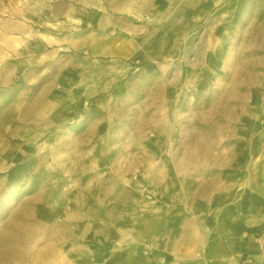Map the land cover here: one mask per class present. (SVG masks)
I'll list each match as a JSON object with an SVG mask.
<instances>
[{"label":"rangeland","instance_id":"374dc122","mask_svg":"<svg viewBox=\"0 0 264 264\" xmlns=\"http://www.w3.org/2000/svg\"><path fill=\"white\" fill-rule=\"evenodd\" d=\"M73 58L80 68L100 70L93 76L95 107L78 116L111 125L112 139L97 143L111 145L115 156L92 149L71 162L60 139H43L38 124L51 104L53 118L75 115L61 107ZM27 118L37 123L35 140H27ZM27 144L34 153L14 163ZM173 162L190 170L174 173ZM147 163L155 164L152 172L142 168ZM72 164L88 171H69ZM159 179L169 185V209L174 181L175 207L197 216L181 221L174 264H264V215L256 213L264 204L245 203L264 197V0H0L5 264H67L65 252L53 263L41 258L44 234L65 229L68 201L90 197V189L99 197L80 181L114 185L115 197H129V204L115 200L121 218L113 238L146 244L139 220L129 217L156 211ZM187 244L194 249L187 252Z\"/></svg>","mask_w":264,"mask_h":264},{"label":"crops","instance_id":"0c3cea01","mask_svg":"<svg viewBox=\"0 0 264 264\" xmlns=\"http://www.w3.org/2000/svg\"><path fill=\"white\" fill-rule=\"evenodd\" d=\"M80 64L81 63L78 59H71V67L67 72L68 82L65 83L67 87L64 89L62 86V91L67 93V99L65 103L61 104V107L62 109L70 108L71 110L74 108L75 115L66 116V114L70 113L65 111L64 116L63 112H60V117L53 118L51 117L53 112L52 108H57V105L51 104V109L49 110L50 116L45 118L44 122H39L41 124H38L39 127H42L44 133L43 139L47 143H50L55 139H60L63 144V149L65 150L64 152L70 158L71 162L72 157L89 155L92 153V149L95 155H106L108 157L115 156V153L111 152V145L107 146L106 144L101 145L97 143V141L103 139H112L111 136H109L111 125H104L99 119H89V117H85L84 115L78 116V111L83 107H95L94 101L91 100L95 91L93 76H96L97 79L100 76L99 69L80 68ZM101 72H103L104 75H107L104 70ZM164 83L165 82H162L160 86H165ZM80 90H82L84 94L78 96L79 94L77 92ZM44 108L48 109V105L45 104ZM32 119L27 118L26 122L28 128L26 133L28 137L27 140H35L37 138L35 135L37 123L32 121ZM125 130L132 131L131 125L125 127ZM165 131V129L161 130V136L156 139L159 141L158 143L160 147L164 146V141L167 139L165 135H163ZM16 135L17 134H14L13 136ZM7 137L11 138L10 136ZM39 138L41 139V137ZM136 146L137 144H132L131 148ZM34 151V144H27V151L21 152V154L17 153L15 156L18 157L14 160V163H17L18 160H21L25 155L34 153ZM126 153L131 152L127 151ZM109 163L112 162L109 160ZM144 165L145 166L142 167L144 170L152 172L155 164L147 163ZM25 166L28 168L30 165L29 163H26ZM75 166L76 164L68 165L67 169L69 171H88L86 167L81 168ZM138 170L141 171V167ZM161 170H165L164 167H162ZM170 170L174 173H178L180 170H190V167L185 168L178 162L177 164L173 162ZM81 182L83 185L85 183L92 185H88L86 188H96L99 197L95 195L94 190L90 189V197L84 198L83 195L81 196L82 199L76 197L72 201L67 202V204L69 203V209L62 212L64 214L62 220L65 221V229H60L59 231L49 230L44 234L45 244L41 255V258L44 261L49 260L50 263H53L57 259L55 253L58 252L66 253L65 259H67V264H133L134 262H139V264H165V262L166 264H174V262L179 261V255L176 252L179 251L177 250V242H179V236L181 233V221L184 219L189 220L192 217L195 219L197 216H193V214L191 215V210H187V206L182 210L183 213L180 212L179 207H175L179 206V200H177L176 203V199L179 198L180 193L175 191L176 189L174 188L176 187L174 186V181H172L171 186L172 196L170 201L172 202V206L170 209L169 204L166 203L168 201H165L164 199L165 189H167L169 185H165V181L159 179L156 181L155 185L157 188V197H159L157 198L156 211H149L141 213L140 215H134L135 212L130 214L129 220H139L141 236L147 241L146 244H143L140 247L134 246L132 243L118 245L115 243V238H113V223H115L116 219L121 218L118 217V214L114 210L115 204L117 203L115 200L117 198L120 200V203L129 204V197L128 200H125L126 197L121 199L120 195L115 197V193H113L112 190L114 189V185L107 187V190L105 185H103V182L101 183L100 181H95V185L94 181H80V183ZM177 184H180V182L178 181ZM181 186L182 185H180V187ZM158 193H160V195ZM112 194L113 197H115L114 200L111 199ZM194 194L195 192H193V196ZM190 195L192 196V193ZM100 196H104V198H100ZM254 198L253 201L245 198V203L257 205L264 204V201H260L264 200V197H258L256 195ZM167 199L169 198L167 197ZM112 203L114 206H111ZM256 211L254 210L257 214L264 215V207L259 208L256 206ZM18 214L19 212L17 211L13 216L16 217ZM51 214L52 215H50L49 218L54 219L56 210ZM186 215L188 218L185 217ZM2 219L3 213H0V220ZM85 220L88 222L85 223ZM79 221H82V224ZM1 232L2 229L0 230V233ZM170 236L172 237L171 243L164 242V237L170 238ZM32 237L35 241V232ZM4 243L3 237L0 235V264H5L2 255L7 250L4 249ZM185 249L189 252L190 250H193L194 247L187 244ZM8 251H11L13 254L14 249ZM12 257L15 258L16 256L13 255ZM183 257L187 258V260L193 258L190 257V254L188 253L183 255Z\"/></svg>","mask_w":264,"mask_h":264}]
</instances>
